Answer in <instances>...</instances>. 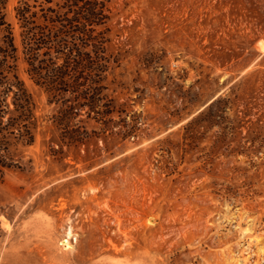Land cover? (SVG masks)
<instances>
[{
	"label": "rangeland",
	"instance_id": "1",
	"mask_svg": "<svg viewBox=\"0 0 264 264\" xmlns=\"http://www.w3.org/2000/svg\"><path fill=\"white\" fill-rule=\"evenodd\" d=\"M39 118L0 183V264H264V0H111L103 94L83 144ZM213 104V105H212Z\"/></svg>",
	"mask_w": 264,
	"mask_h": 264
},
{
	"label": "trees",
	"instance_id": "2",
	"mask_svg": "<svg viewBox=\"0 0 264 264\" xmlns=\"http://www.w3.org/2000/svg\"><path fill=\"white\" fill-rule=\"evenodd\" d=\"M111 0H17L26 73L48 103L58 106L55 124L69 131L71 143L83 144L81 126L68 123L83 114L98 120L113 113L103 94ZM8 0H0V183L7 172L22 171V150L35 143L39 118L31 95L16 72L18 48L6 19ZM213 105V104H212Z\"/></svg>",
	"mask_w": 264,
	"mask_h": 264
}]
</instances>
